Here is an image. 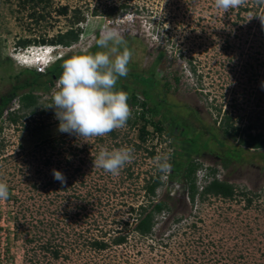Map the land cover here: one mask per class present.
I'll return each mask as SVG.
<instances>
[{"label": "rangeland", "instance_id": "rangeland-1", "mask_svg": "<svg viewBox=\"0 0 264 264\" xmlns=\"http://www.w3.org/2000/svg\"><path fill=\"white\" fill-rule=\"evenodd\" d=\"M77 13L84 21L75 24ZM113 26L126 30L133 52L128 74L140 81L138 74L153 71L157 87L149 105L176 129L159 134L147 125L150 135L141 143L138 122L85 139L59 131L51 103L35 114L21 112L16 124L4 112L0 181L9 197L0 200V264H264V148L240 144L248 135L264 138V0L227 12L215 0H0V97L34 70L15 61L27 56L28 46L80 28L79 41L59 51L72 55L87 44L95 52L101 32ZM57 80L48 91H35L40 104L51 100ZM128 104L132 113L140 110ZM226 122L230 132L238 130L235 137L224 133ZM183 141L201 149L189 156L201 165L198 191L215 169L217 179L234 186L231 198L191 201L182 176L169 180L171 162L185 163L178 155ZM121 147L135 151L119 175L93 164L101 148ZM159 171L163 185L153 199L167 209L155 216L152 232L140 236L138 208L149 204L144 188ZM118 235L127 239L115 245ZM94 239L109 245L99 251L90 245Z\"/></svg>", "mask_w": 264, "mask_h": 264}, {"label": "clouds", "instance_id": "clouds-1", "mask_svg": "<svg viewBox=\"0 0 264 264\" xmlns=\"http://www.w3.org/2000/svg\"><path fill=\"white\" fill-rule=\"evenodd\" d=\"M245 2L215 0V6L227 12ZM126 16L123 19L126 20ZM125 31L120 26L109 27L95 41V52L85 44L64 60L51 96L52 103L48 106L55 110L59 131L88 139L104 137L127 126L132 116L129 94L116 88L118 79L127 76L133 56L127 47ZM59 47L66 48L59 44L28 46L23 51L27 56L16 57V64L29 68L40 56L47 70L65 57ZM134 151L132 147L101 148L93 164L112 175H119L126 165L132 163ZM53 177L61 183L65 180L63 174L56 170ZM8 197V184L0 181V200Z\"/></svg>", "mask_w": 264, "mask_h": 264}, {"label": "trees", "instance_id": "trees-1", "mask_svg": "<svg viewBox=\"0 0 264 264\" xmlns=\"http://www.w3.org/2000/svg\"><path fill=\"white\" fill-rule=\"evenodd\" d=\"M34 0H23V3H28ZM113 9V8H112ZM66 8H62L60 11L62 14L66 13ZM76 12V11H75ZM39 18H42V16H39ZM75 24H78L80 22L84 21V17L81 16L80 13L75 14L74 16ZM81 34L80 28H70L69 30L58 33L50 42L49 44H59L65 47H70L72 44H75L79 41V36ZM29 42V40H24L21 44L24 46ZM42 43H44V40H42ZM70 55H66L61 60L56 62L53 66L48 68L44 74L36 73L34 70H26L25 73L29 75L28 78H25L24 83L17 85L13 88V91L9 96H3L0 97V119L4 113V110L6 109L8 103L10 100L17 95V91L28 88L26 92H23L19 97V110L10 113L7 115V119L10 123L16 124L18 120L22 117L20 114L23 111L28 112L29 114H35L37 113V109L40 106H46V104L52 103L51 100H48L47 102H41L39 103V96H37L35 91L43 90L48 91L49 87L48 85L53 82L54 80L58 79L60 76V73L62 71V64L64 60ZM162 54L159 56L161 57ZM159 60V58H158ZM139 78H141L140 81H138L136 78L132 79L131 75L127 74L126 77H120L119 83L116 84V88L126 91L129 94V103L132 107H139V111H133L131 118L127 121V125L130 127H135L138 122H142L141 126L139 127V139L141 143H145L147 141V138L150 135V132L147 130V125H152L154 131L161 134L164 128L170 129L171 132H173L176 129L175 124L173 126L168 125L166 123L167 117L164 115V113H160L159 110L152 108L149 105V101H151L152 95L151 90L155 89L157 87V82L154 76L153 71H150L148 75H141L138 74ZM132 79L131 83L126 82L127 79ZM123 79V81L121 80ZM141 94L145 100L139 101L138 94ZM53 109V108H52ZM40 113H45L44 110H41ZM162 119L157 120L156 122H153L151 118L154 116H158ZM150 116V117H149ZM227 120H229L227 118ZM226 128L224 129V133L227 136L235 137L238 134V130L235 129L232 132L229 131V127H231L226 122ZM113 133V132H111ZM249 140H241L240 144H243L247 149H254L259 150L264 148V138L259 139L258 137H251L248 135ZM192 141V140H191ZM184 142V141H183ZM223 142V141H222ZM185 144V142H184ZM182 144L180 145L181 153L178 154L180 157H182L183 160H185V163H182L181 161H172L171 162V174H169L168 178L170 181H174L178 178V175L182 176V178L185 180L186 183V189L188 193V197L191 201H194L196 196H199L200 198L206 197V196H216V197H222V198H231L234 194V186L232 184L227 183L226 181H221L215 177V169H209L210 171L206 174L205 181H208V178H211L204 186H202L201 190L198 191V187L196 185V172L201 167V165L197 162H194L189 159V156L192 152H199L201 150L195 142H189V144ZM138 147V146H137ZM193 147H196L195 150H192ZM152 155L153 152H150ZM226 163V162H225ZM162 174L163 172L159 171L155 177H151L150 180L147 182L145 186V194L149 198V204L147 206H139V213H138V219L135 225L134 230L140 235V236H147L152 232V228L154 226V219L155 216L158 214H161L167 209V204L163 200H157L155 201L153 198L156 197V191L158 188H160L163 185L162 181ZM151 207V208H149ZM149 208V209H148ZM126 236L118 235L115 238H113L112 243L115 245H120L121 243H124L126 241ZM90 245L99 250H105L107 246L109 245L107 242H104L103 240H92ZM46 248V247H45ZM58 251L53 250L52 254L54 257L58 256Z\"/></svg>", "mask_w": 264, "mask_h": 264}, {"label": "built area", "instance_id": "built-area-1", "mask_svg": "<svg viewBox=\"0 0 264 264\" xmlns=\"http://www.w3.org/2000/svg\"><path fill=\"white\" fill-rule=\"evenodd\" d=\"M67 48V47H66ZM38 54V53H37ZM35 63L33 64V69L36 73L39 74H44L46 72V67H45V63L43 62L42 58L40 56H37ZM14 107H6V109L4 110L5 113L10 114V113H14L19 109V100H17L14 104Z\"/></svg>", "mask_w": 264, "mask_h": 264}]
</instances>
